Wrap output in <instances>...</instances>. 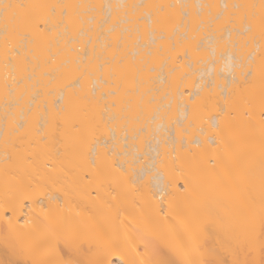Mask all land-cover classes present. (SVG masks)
I'll list each match as a JSON object with an SVG mask.
<instances>
[{"label":"bare ground","instance_id":"1","mask_svg":"<svg viewBox=\"0 0 264 264\" xmlns=\"http://www.w3.org/2000/svg\"><path fill=\"white\" fill-rule=\"evenodd\" d=\"M264 0H0V264H262Z\"/></svg>","mask_w":264,"mask_h":264},{"label":"snow or ice","instance_id":"2","mask_svg":"<svg viewBox=\"0 0 264 264\" xmlns=\"http://www.w3.org/2000/svg\"><path fill=\"white\" fill-rule=\"evenodd\" d=\"M262 264H264V262H262Z\"/></svg>","mask_w":264,"mask_h":264}]
</instances>
